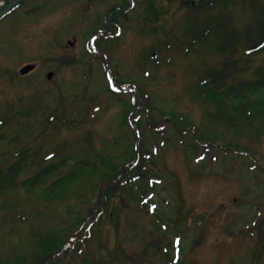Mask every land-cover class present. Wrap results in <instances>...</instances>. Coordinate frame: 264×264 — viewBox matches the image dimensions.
Segmentation results:
<instances>
[{"label": "rangeland", "instance_id": "obj_1", "mask_svg": "<svg viewBox=\"0 0 264 264\" xmlns=\"http://www.w3.org/2000/svg\"><path fill=\"white\" fill-rule=\"evenodd\" d=\"M199 1L29 0L0 21V264H264V108L203 88L213 72L218 94L264 69L244 51L264 37V0ZM115 19L123 35L87 51ZM106 73L137 86L135 103ZM139 115L151 155L130 166ZM148 168L144 205L130 186Z\"/></svg>", "mask_w": 264, "mask_h": 264}, {"label": "trees", "instance_id": "obj_2", "mask_svg": "<svg viewBox=\"0 0 264 264\" xmlns=\"http://www.w3.org/2000/svg\"><path fill=\"white\" fill-rule=\"evenodd\" d=\"M230 41V40H229ZM247 54H259L264 53V37H261L258 41L254 43V45H249L246 48ZM210 81L206 83L203 87L206 92H208L209 97H214V99L218 101H222L225 104H228V107H239V106H246V102L255 101L257 98L263 100L264 99V69H259L255 75V79H245L242 81H238L234 83V85H230L224 89V91L219 92L218 94L215 93V90H218V85L223 81V76L221 73H213L210 77ZM226 106V105H225ZM226 106V107H227ZM252 109L257 108H264V104L261 101H256L249 105ZM59 166V164L45 166L39 174L35 175L33 179L29 180L30 185H34L35 182L39 181L41 178L45 176L47 173L55 172V168ZM18 167L12 169L10 174L5 177V181H9V178L12 174H16ZM153 172L152 169L148 168L146 171H141L138 176L140 177L139 180L136 182L137 188L140 189V192L147 193L149 189L146 186L148 181L146 180L148 173ZM84 173L83 171L81 174ZM154 173V172H153ZM78 171L77 172H70L65 176L58 177L53 183L46 188V196L52 197L56 196V194H63L81 175ZM13 177V176H12ZM3 181H0V183ZM133 186L131 184L130 188ZM140 194V193H139Z\"/></svg>", "mask_w": 264, "mask_h": 264}, {"label": "water", "instance_id": "obj_3", "mask_svg": "<svg viewBox=\"0 0 264 264\" xmlns=\"http://www.w3.org/2000/svg\"><path fill=\"white\" fill-rule=\"evenodd\" d=\"M22 0H5L4 4L0 6V18H2L6 11L10 10L13 8L16 4H18ZM35 67V64L29 63V65L25 66L24 68L21 69V73H27L29 70L33 69ZM53 71L48 73V77L51 79L53 76Z\"/></svg>", "mask_w": 264, "mask_h": 264}, {"label": "bare ground", "instance_id": "obj_4", "mask_svg": "<svg viewBox=\"0 0 264 264\" xmlns=\"http://www.w3.org/2000/svg\"><path fill=\"white\" fill-rule=\"evenodd\" d=\"M4 3V1L0 0V5H2Z\"/></svg>", "mask_w": 264, "mask_h": 264}]
</instances>
